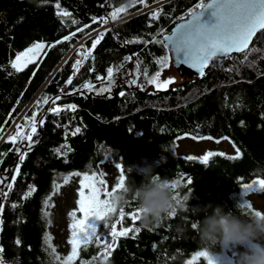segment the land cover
Returning <instances> with one entry per match:
<instances>
[{
  "label": "trees",
  "instance_id": "16d2710c",
  "mask_svg": "<svg viewBox=\"0 0 264 264\" xmlns=\"http://www.w3.org/2000/svg\"><path fill=\"white\" fill-rule=\"evenodd\" d=\"M197 2L147 0V8L139 4L128 7L127 15L121 13L116 21L109 20V31L78 66L72 83L66 85L64 81L75 71L72 63L80 58L75 51L78 41L83 39L85 47H91V40L85 38L83 32L51 49L46 46L43 52L47 55L42 52L43 58L40 56L19 73L12 69L9 60L33 41L43 40L47 45L84 23L89 24L85 32L98 30L102 25L98 21L92 23L91 16L107 15L112 7L127 4L128 0H108L107 3L105 0H59L61 8L71 14L64 18L66 27L56 15V0L46 4L41 0H0V124L4 125L0 129V152L5 153L0 157V202L4 204L0 211V248L3 249L0 258L5 264H60L49 255L51 249L43 242L45 231L52 237L50 216L42 217L41 213L42 207L49 213L43 200L52 192L53 180L61 185L62 177L68 172H99L106 153L112 164H122L126 178L137 185L143 178L137 168L144 162L152 164L161 177L170 181L179 179L174 191L182 194L191 188V206L221 204L232 209L248 201L247 192L239 184L264 178V53H249L248 61L243 64L240 63L242 54L233 55L234 59L218 61L217 67L210 65L205 76L197 80L183 79L167 89L157 90L144 81L143 69L147 67L149 74L156 71L154 57L165 54L162 45L151 42L150 34H155L158 27L168 33L177 18ZM101 4L105 6L101 8ZM156 7L170 15L162 13L149 27L148 13ZM72 19L79 20L80 24L73 25ZM95 34L92 33V38ZM134 36L143 37L149 43H123ZM126 55L132 58L123 62ZM137 59L141 61L139 76L135 74ZM121 62L123 66L117 68ZM109 66L114 67L111 94L97 93L95 89L107 84ZM89 67L93 68L92 72L88 71ZM97 74L101 81L95 79ZM133 78L138 84H145L143 90L128 83ZM84 80L93 84L92 92L83 88L70 92ZM120 91H124L123 97ZM45 94L60 95L57 104L74 103L77 108L62 107L56 115L46 112L47 104H36ZM35 109H40L37 118L44 119L45 123L37 124L36 143L30 146L31 150L21 162L15 147L26 151L28 141L13 145L6 138L15 132L16 124L23 125V117L31 116ZM76 127H80L81 132L73 135ZM185 132L212 136L213 141L228 137L227 141L239 148L241 156L237 159H229L235 155L213 156L207 164L187 161L175 151L177 137H184ZM9 148L13 150L9 152ZM236 148L233 147L235 151ZM54 149H59L61 154ZM16 163L21 167L17 180L12 181ZM8 183L13 184L12 189L6 187ZM29 184L36 190L21 199ZM4 192L8 193L7 197ZM13 203L16 204L14 209ZM132 208L134 205L130 203L124 210ZM197 220L198 217L190 213L183 219L173 216L164 219L153 232L141 229L134 236L130 233L120 237L107 258L100 246L89 244L86 249H79L80 255L73 264H80L81 260L91 264H187L194 252L202 250L196 231L191 227ZM122 223L126 227H139V221L133 224L127 217ZM100 224L97 228L101 234L110 231L105 226L99 228ZM180 227L186 231H178ZM17 238L21 241L19 245L15 243ZM52 239L51 244L62 260L68 253L58 251ZM231 251V248L215 246L211 255L219 264ZM192 264L207 262L198 257Z\"/></svg>",
  "mask_w": 264,
  "mask_h": 264
},
{
  "label": "snow or ice",
  "instance_id": "6c2138e0",
  "mask_svg": "<svg viewBox=\"0 0 264 264\" xmlns=\"http://www.w3.org/2000/svg\"><path fill=\"white\" fill-rule=\"evenodd\" d=\"M49 0H41L42 4L48 3ZM108 0H105L107 3ZM153 3H157V0H152ZM135 4H139L144 8L148 7L147 0H128L127 4H121L118 7H112V10L107 13V15H93L91 16V22L96 23L97 21L100 25H106L109 20L116 21L119 18V14L123 13L127 15L126 9L132 7ZM105 5L101 4L100 7L103 8ZM111 7V5H110ZM55 8L57 9L56 15L60 18V23L62 26H67L65 24V17H70L71 14L66 10L61 8L59 0H56ZM165 16L170 15V13H165L161 7H156L149 11L148 15L150 17L148 21V26L151 27L152 23L158 21L161 14ZM178 23L171 29L170 32L165 33L163 27H158L155 34L151 35V42L155 44L162 45L165 50V54L155 56L154 61L156 65V71L151 74L148 73L147 67L143 69L144 81L148 85H152L157 90L167 89L173 81V77L161 78V73L164 69L169 67L170 59L177 66L178 71L181 65H187L188 68L194 69L195 74L200 77L205 76V70L212 67H217L218 61H223L225 59H234L233 53H240L243 59L240 63H245L248 61V55L251 52H261L264 53V0H198L196 4L192 7L187 8V10L182 13L178 18ZM71 23L73 25L80 24L77 19H72ZM89 24L84 23L81 27H77L75 31L69 32L67 35H62L59 39L47 43L43 40L33 41L28 47L23 51L17 52L15 59L9 60L12 69L16 73L21 72L30 63H33L38 56L42 57V50L47 46L48 49L53 48L55 45L60 44L63 41H70L76 36V33L83 32V36L91 40V47H85L83 43H79L75 51L78 55V59L72 63L71 67L73 71L72 75H69L64 81L66 85H70L73 80V76L79 71L80 65L84 63L93 52V49L97 47L100 43L104 34L109 31V28L105 27L102 31L97 33V30L93 28L91 32H85L84 29H88ZM92 33L95 34L92 38ZM159 36V38H157ZM255 40V43L253 41ZM143 41L144 44H148V40H144L143 37L134 36L131 40H125L123 43L129 44L133 42L139 43ZM260 45V47H257ZM171 53V57L169 56ZM43 55H47V52H43ZM132 55H135L133 53ZM131 56H124L123 62L131 60ZM118 65L117 68L123 66ZM254 63V62H253ZM140 64L141 61L137 59L136 61V76L140 75ZM37 68L40 66L39 63L35 65ZM89 72L93 71L92 67L88 68ZM238 71V69H237ZM107 80L106 85H102L100 88L95 89L97 93L109 92L111 94V88L114 83V67L109 66L106 69ZM35 73L33 72V75ZM97 81H101V76L97 74L95 76ZM131 85H137L141 90L144 89L145 84H138L137 79L133 78L128 81ZM83 88L88 92L93 91V84L88 80H84L81 85L72 87L70 92L75 93L78 89ZM119 95L123 97L125 95L124 91H120ZM61 99L60 95L48 96L45 94L40 100L36 101L38 105L47 104L48 107L45 109L46 112L52 113L54 115L60 112V109L66 108L74 110L77 105L74 103L57 104V101ZM40 109H35L32 111L31 116L25 115L23 117L24 124H16L15 132L7 136V140L11 141L13 145H17L18 141H28V147L26 151H22L20 146L15 147V152L19 154V161H24L27 151L31 150V145L36 143L34 136L37 133V124L43 126L45 121L42 118H37V111ZM4 125L0 124V129ZM28 128L29 131L25 132L24 129ZM67 133V128H65ZM81 132L80 127H76L72 134ZM2 135V133H0ZM184 137L190 136L192 140H212V136H202V135H191L185 132ZM183 137L178 136L177 140ZM220 140H228V137H220ZM219 143V140H217ZM234 148L236 146L232 145ZM67 148V144L64 145ZM13 149L9 148L8 151L11 152ZM54 151L59 153V149H54ZM68 152H71V148H67ZM5 153L0 152V157H3ZM66 155V154H65ZM109 155L106 153L104 158L107 159ZM213 156L224 157L225 153L220 151L218 153L212 151H206L201 156L187 155L184 157L187 161L199 160L202 164L209 163V159ZM241 156V151L236 148L235 156L229 157V159H237ZM67 162V161H66ZM115 168L119 170V175L117 182L111 185V190L109 191V185L106 183L105 179H101L105 175L104 172L97 171H77L68 172L62 177V183H67L69 177L76 175L80 177L79 187L76 189L77 199L75 200L76 208L69 211L67 216L69 218L68 229V244L71 245V251L68 252L66 256L61 260L60 256L56 254L55 248L51 244L52 237L47 231L44 233L43 242L47 245V249H51L49 255L60 262V264H73V262L80 255L79 249L81 247L87 248L89 244H96L101 247L104 252L105 258L110 254V250L116 247V242L120 237H126L130 233L134 236L139 233L141 229L139 227L123 226V219L125 217L130 218L131 222L134 224L138 221V209L135 207L130 211H125L124 209H113L108 202V196L110 192L116 191V189L123 185L126 180V173L121 163H115ZM20 163L15 164V169L11 173V180L16 181L18 173L20 171ZM182 175V174H181ZM238 180L241 178H237ZM179 179H172V187L175 189ZM239 186L246 192H257L259 189H264V178L257 177L250 182H241ZM8 189H12L13 184L8 183L6 185ZM60 188V183L55 180L52 182V192L58 191ZM36 189L32 184L28 185V191L23 193L24 197H28ZM52 192L48 194L43 200V205L45 207L51 208L52 205L49 203V198ZM3 195L7 197L8 193L4 192ZM241 208L247 207L249 210L254 211L256 214L258 212L254 210L253 205L249 201H245L243 204L239 205ZM11 207L14 209L16 204L13 203ZM4 209V204L0 202V211ZM79 212V217L77 216ZM118 212V215H116ZM42 217H47L49 213L45 211V208H41ZM89 217H95L96 220H103L107 231L106 237H110V241L107 238H102L97 234V229L94 225L87 224L86 221ZM51 221H48L50 223ZM118 223L121 225L118 229ZM191 227L195 229L196 223H192ZM15 243L19 245L21 241L17 238ZM155 247V245H153ZM3 249L0 248V252ZM198 257H203L207 264H212V261L208 258V253L204 250L196 251L192 254V260L188 261L187 264H192ZM0 264H5L2 258H0ZM80 264H91L90 261L81 260Z\"/></svg>",
  "mask_w": 264,
  "mask_h": 264
},
{
  "label": "clouds",
  "instance_id": "9594fccd",
  "mask_svg": "<svg viewBox=\"0 0 264 264\" xmlns=\"http://www.w3.org/2000/svg\"><path fill=\"white\" fill-rule=\"evenodd\" d=\"M161 160H164L162 155ZM137 171L143 177L138 185L126 178L123 185L110 192L107 199L116 210L125 209L130 203L134 205L138 209L140 229L153 232L164 219L173 216L183 219L185 214L190 213L198 217L196 236L212 264H217L211 255V249L215 246L234 250L230 264H264V207L256 210V214L240 206L232 209H226L221 204L191 206V188L182 194L174 191L171 181L156 174L152 164L147 162L139 166ZM260 191L264 189L252 195L257 203L264 205V198L256 195ZM178 231L186 229L180 227Z\"/></svg>",
  "mask_w": 264,
  "mask_h": 264
},
{
  "label": "rangeland",
  "instance_id": "374dc122",
  "mask_svg": "<svg viewBox=\"0 0 264 264\" xmlns=\"http://www.w3.org/2000/svg\"><path fill=\"white\" fill-rule=\"evenodd\" d=\"M109 25L110 23L104 25V28ZM98 32L100 31H97V33ZM82 42L83 39H80L77 45ZM15 56L13 59H15ZM39 57L40 56H38L36 60H38ZM168 77L174 78L170 85L180 83L183 80L174 70L171 64V60L169 61V67L167 69H164L161 73L162 79ZM175 151L177 154L184 157L187 155H195L198 157L203 155V153L206 151H212V152L223 151L225 155H230V156L235 155V150L233 149L230 142L227 140H222L219 141V143H217V141L208 140V139L194 141L191 139V137H183L182 139L177 140L175 144ZM99 172L105 173V175L101 177V179H105L106 183L109 185V191H110L111 190L110 186L117 182L119 170H117L114 164H112V162L107 158L100 165ZM79 179L80 177L76 175L70 176L68 182L62 183L60 185L59 190L53 192V194L49 198V203L52 205L51 208H48L49 216H50L49 219L51 221L50 231L53 238L52 240L58 251L64 254L68 253L71 250V245H69L67 242L68 236L70 234L68 229V223L70 221L67 216V213L76 208V204H75V200L77 199L76 189L79 187ZM252 194L253 193L251 192H247L246 199L253 205L254 209L260 210L261 207H264V205L257 203ZM256 195L259 196L260 198H264V191H260L256 193ZM79 215H80L79 212H77L78 217ZM86 223L94 225L97 229V234L102 238L109 239L110 241V237H106V234H101L97 228L100 223L101 224L99 228H103L104 226L103 220H96L95 217H89ZM120 226L121 225L118 223L117 226L118 229ZM234 254H235L234 250H232L230 253H228L227 258L221 260L219 264H230V261L233 258Z\"/></svg>",
  "mask_w": 264,
  "mask_h": 264
},
{
  "label": "water",
  "instance_id": "95a60500",
  "mask_svg": "<svg viewBox=\"0 0 264 264\" xmlns=\"http://www.w3.org/2000/svg\"><path fill=\"white\" fill-rule=\"evenodd\" d=\"M178 22H179V21L177 20V21L174 23L173 27H174L175 24L178 23ZM173 27H172V28H173ZM172 28H171V29H172ZM171 29H170V31H171ZM170 31H169V32H170ZM237 54H240V53H233L232 55H237ZM169 56L171 57V53H169ZM170 60H171V59H170ZM171 64H172L174 70H175V71L177 72V74L179 75V77H181L182 79H190V80L194 79V80H197V79L200 78L199 75L195 74V70H194V69H190V68H188L187 65H181V66H180V70L178 71L177 66L172 62V60H171Z\"/></svg>",
  "mask_w": 264,
  "mask_h": 264
},
{
  "label": "built area",
  "instance_id": "2783aa9c",
  "mask_svg": "<svg viewBox=\"0 0 264 264\" xmlns=\"http://www.w3.org/2000/svg\"><path fill=\"white\" fill-rule=\"evenodd\" d=\"M104 28V25H102V27H100L97 31H101Z\"/></svg>",
  "mask_w": 264,
  "mask_h": 264
}]
</instances>
